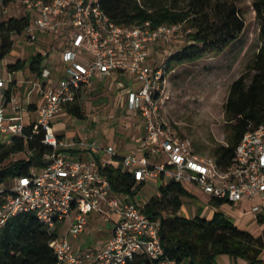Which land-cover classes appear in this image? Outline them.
<instances>
[{"label":"built area","instance_id":"built-area-1","mask_svg":"<svg viewBox=\"0 0 264 264\" xmlns=\"http://www.w3.org/2000/svg\"><path fill=\"white\" fill-rule=\"evenodd\" d=\"M16 8L31 17L22 47L35 45L42 34H58L70 42L62 61L45 64L29 92L39 94L34 111L12 95L7 98L0 62V137L7 138L0 144L11 145L13 136H25L26 145L39 141L47 147L43 153L33 149L25 154L27 161L33 160L26 175L0 183V234L12 218L33 213L49 232L57 233L50 245L59 264H130L140 254L150 264H175L163 259L161 220L146 213L139 195L114 192L107 168L130 173L133 191L163 180V186L174 182L190 193L197 188L212 200L232 204L264 196V126L246 133L232 164L222 167L216 156L196 154L190 141L178 138L163 118L167 68L152 63L150 48L176 39L182 25H117L102 9L101 0H20ZM5 13L10 16L8 9ZM17 38L20 43L24 39ZM115 74L136 80L127 107L140 118L139 149L121 156L116 147L99 146L89 135L58 136L56 117L83 99L94 79ZM26 113L33 114L29 123ZM252 211L258 216L262 207ZM93 214L112 225L105 246L100 251L75 248L69 237H81ZM67 221L69 230L62 237L59 230Z\"/></svg>","mask_w":264,"mask_h":264},{"label":"trees","instance_id":"trees-1","mask_svg":"<svg viewBox=\"0 0 264 264\" xmlns=\"http://www.w3.org/2000/svg\"><path fill=\"white\" fill-rule=\"evenodd\" d=\"M186 1L185 8H181ZM101 5L111 20L121 26L151 23L153 28H157L188 24L187 45L164 63L167 71L224 52L240 39L247 26L236 0H101ZM253 9L260 26L261 45L248 66V72L232 84L225 104L230 134L227 144L214 151L222 167L232 164L236 148L246 133L264 126V0H253ZM30 24L29 15L9 16L0 21V62L12 54L15 37L25 34ZM46 59L42 53H37L28 60L18 59L9 63L7 69L14 74L28 68L36 77H41ZM11 95L10 89L6 96L9 98ZM67 111L80 120L86 118L81 100L68 107ZM27 134H30L29 128ZM24 138L13 136L11 145L0 144V183L28 173L33 164V160L24 158L28 151L35 149L43 153L47 150L39 141L26 145ZM105 171L116 193L135 198L145 187L142 185L133 191L135 181L130 173L113 167ZM189 197L194 195L181 185L170 182L161 186L158 195L146 202V213L162 222L163 259L175 264H216L218 257L229 255L247 264L262 261L264 239L239 229L223 213L216 212L211 220L199 213L192 219L180 216L183 201ZM215 203L220 205L224 202ZM258 220L262 221L260 217ZM56 236L57 233L49 232L33 213L12 218L0 234V264H59L50 245ZM130 264H150V261L140 254Z\"/></svg>","mask_w":264,"mask_h":264},{"label":"rangeland","instance_id":"rangeland-1","mask_svg":"<svg viewBox=\"0 0 264 264\" xmlns=\"http://www.w3.org/2000/svg\"><path fill=\"white\" fill-rule=\"evenodd\" d=\"M20 0H0V21L7 18L6 9L10 16L26 15L21 8H16ZM142 2L143 0H139ZM242 17L246 21V30L240 39L220 54L210 55L203 60L175 66L167 71L166 101L162 112L164 120L173 133L180 139L188 140L196 154L202 157L214 156V151L221 145H226L230 134L229 122L225 113V104L229 97L232 84L248 72V66L254 60L260 48V26L253 9V0H236ZM185 3L181 8H185ZM190 28L182 24L176 39L169 44H158L150 48V60L155 65L166 63L168 58L182 49L188 42ZM24 39L25 36L21 35ZM51 39L48 42V38ZM15 39L16 46H23L26 39ZM70 40L58 34L39 35V41L31 47L16 49V52L2 61V68L7 71L6 64L18 59L27 60L38 53L37 49L49 53L46 64L55 66L62 61L63 50ZM19 49V50H18ZM18 51V52H17ZM57 76V75H56ZM14 79L16 75L13 76ZM136 80L129 74L119 78L94 79V87L81 99V105L86 118L80 120L67 110L55 119V130L58 136L65 139L88 137L95 140L99 146H115L120 150L125 144H136L135 141L143 135L139 130L140 118L134 116L127 107L129 90L135 88ZM33 114L26 113V121L30 122ZM54 123V124H55ZM128 125V127H126ZM4 142L5 137H0ZM133 141V142H132ZM117 144V145H116ZM119 144V145H118ZM119 146L121 148H119ZM123 146V147H122ZM133 150L132 152H136ZM123 153H129L123 151ZM22 156L20 157V159ZM164 185L163 180L152 181L138 194L140 204L146 203L151 197L158 195V190ZM194 197L185 198L180 215L191 219L200 209V216L205 212V200L202 193L193 188ZM207 198V197H206ZM208 208V207H207ZM102 216L91 215L86 232L79 238L69 237L75 248L81 250L100 251L102 249L103 229H111V223L105 222ZM69 222H65L59 230L60 236H66ZM106 238V237H105Z\"/></svg>","mask_w":264,"mask_h":264},{"label":"crops","instance_id":"crops-1","mask_svg":"<svg viewBox=\"0 0 264 264\" xmlns=\"http://www.w3.org/2000/svg\"><path fill=\"white\" fill-rule=\"evenodd\" d=\"M51 39H53V38H51V37L48 38V42H50ZM19 47L15 46L12 54L14 52H16L17 48H19L20 50L24 49V47H22V46H19ZM37 50H38L37 51L38 53L44 52L43 50H40V49H37ZM35 54H37V53H35ZM8 64H9V62H7V64H6V69H7ZM45 64H46V61H45ZM45 64H44V66H45ZM3 74H4V79H5L4 90L7 92L8 90L11 89L12 96L14 98H16L18 102H20L21 104L26 105V106L28 105L29 107L32 108V111H34L36 109V105L39 101V94L34 92L32 95H29V92L33 89L34 83L39 80V77H36L34 74H32L28 68H26L22 71H19L17 73H14V74L10 73L7 69L6 72L4 70ZM14 75H16L15 79L13 77ZM123 76H125V75L115 74V75H113V77H111V79H113V80L116 78L119 79ZM9 77L11 78V83H9V81H8ZM105 78H110V77H101L98 79L102 80ZM94 89H95V87H94ZM54 123H55V121H54ZM54 125H56V123ZM1 137H4V136H1ZM60 137L64 138V136H62V135ZM0 140H2V139L0 138ZM6 140H7V138L5 137V139L3 141L5 142ZM135 141L137 142L136 138H135ZM113 147H115V146H113ZM139 147H140V145H139ZM139 147H137L136 144H134V143H132V144L129 143L128 145L125 144V147H123V148H121L119 146V148H121V149L117 150V151H118V154H120L121 156H124V155H127L129 153H132V151L135 149L138 150ZM116 149H118V148H116ZM123 151H126V152L128 151L129 153L126 154V153H123ZM192 194L195 196L194 191L192 192ZM201 195L203 196V199L205 200V203H206L204 215H202L201 217H204L208 220H211L216 212H221L228 219H230L239 229L251 233L255 238L264 239V196L257 197L256 199H254L252 201L244 200L238 204H232L230 202L223 201L224 202L223 204L218 205L217 203H215L217 201L212 200L207 195H205L203 193ZM258 206L262 207V211L259 213L258 216H256L253 213L252 209L254 207H258ZM198 213L200 214V209H199V212L197 211V214ZM94 215L101 216L98 214H94ZM179 215H180V213H179ZM194 217H192V218H194ZM258 217H260V219L262 221H259ZM101 218H103V217H101ZM101 233L106 234V236H102V235L99 236L101 238L104 237L103 238L104 242L102 243V245H103L102 248H103L107 242L108 237H109V233L106 232V226L103 229V232H101ZM261 260L262 261L258 264H264V251L262 253ZM216 264H247V263H246V261H244L242 259H236V258L231 257L229 255H222L216 259Z\"/></svg>","mask_w":264,"mask_h":264}]
</instances>
